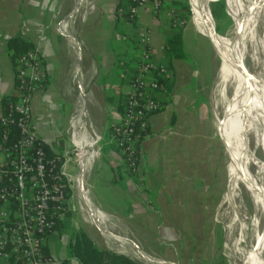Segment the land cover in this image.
Segmentation results:
<instances>
[{"label": "crops", "instance_id": "0c3cea01", "mask_svg": "<svg viewBox=\"0 0 264 264\" xmlns=\"http://www.w3.org/2000/svg\"><path fill=\"white\" fill-rule=\"evenodd\" d=\"M119 1L107 0L105 10L109 26L102 34L104 42L100 52L95 54L84 44L80 87L87 105L82 111L73 82L76 52L64 36L68 31L63 23L56 25L62 0H0V100L16 93L15 68L7 41L21 36L39 49L45 64L44 88L32 101L39 137L54 149L67 147L66 130L71 117L78 111L79 123L86 121L90 130H94L96 124V132L108 145V131L120 120V105L129 89L130 78V69L125 72L117 63V56L123 53H114L111 42L130 41L129 36L137 39L140 32L147 31L152 60L166 64L169 70L166 91L155 92L162 107L151 116L149 132L140 142L137 173L127 174L121 154L109 148L101 154L95 179H100L104 170L108 171L103 175V182L116 187L121 200H117L116 211L100 208L129 224L128 240L138 242L145 252L154 256H177L181 244L187 246L186 242L193 241L198 244L202 240L203 216L198 218L194 210L203 208L204 186L210 184L209 177L217 173L220 162L217 128L214 119L205 111L209 76L199 50L203 46L201 39L206 36L196 27L188 28L184 24L180 28L171 21L169 5L184 0H164L158 12L151 5L140 8L135 26L122 19L116 21ZM179 29L185 57L167 62L164 59L165 40ZM189 39L195 41L188 43ZM208 43L211 45L210 41ZM90 66L97 75L92 80L93 74L89 72L88 79L92 83L85 89L82 77ZM134 66L130 64L131 69ZM123 84H126L125 91L121 90ZM149 241L157 242L158 247H151ZM49 245L58 254L52 244ZM68 264L80 263L70 258Z\"/></svg>", "mask_w": 264, "mask_h": 264}, {"label": "built area", "instance_id": "2783aa9c", "mask_svg": "<svg viewBox=\"0 0 264 264\" xmlns=\"http://www.w3.org/2000/svg\"><path fill=\"white\" fill-rule=\"evenodd\" d=\"M131 3L130 15L136 17L146 5L158 12L164 0H131ZM169 15L173 23L183 25L173 10ZM139 39L148 44V32H140ZM118 65L122 66L123 61H118ZM155 73L168 77L169 70L166 64L152 60L148 45L142 63L129 81L125 112L112 129V140L120 147L132 173L138 170L135 145L139 134L146 132L151 116L160 109L151 91H166ZM44 74L45 64L37 47L22 53L15 67V97L0 113V264H61L66 257L51 249L49 237L67 214L78 211L83 214L77 194L78 172L74 178L66 172L67 163L72 161L79 170L76 125L70 121L66 133L69 145L61 149L49 146L37 132L32 101L44 88ZM101 141V135L90 129L81 136L86 150V144L94 142L90 163L101 154Z\"/></svg>", "mask_w": 264, "mask_h": 264}, {"label": "rangeland", "instance_id": "374dc122", "mask_svg": "<svg viewBox=\"0 0 264 264\" xmlns=\"http://www.w3.org/2000/svg\"><path fill=\"white\" fill-rule=\"evenodd\" d=\"M90 0H83L84 6H80L77 12L74 14L72 19L63 24V28L69 34L71 32L73 23H75L74 31L78 33V28L80 26V16L82 11L87 8V17L85 22L82 24L84 44H87L92 48L93 52L99 53L103 48V36L102 34L106 32V27L109 26V17L106 12L107 0H92V7L90 6ZM217 1V0H216ZM88 2V3H87ZM210 2H213L212 0ZM209 0H204V8L206 11L207 25L210 28L211 22L208 15ZM225 2V19L220 22L214 21L215 31L219 36L227 37L231 36L236 32L237 25L235 22V4L236 0H224ZM244 2V1H243ZM61 6L59 8V13L56 17V25L62 22L63 18L71 11L74 7L76 0H62ZM189 7V13L187 15L186 22L183 21V25L186 24L188 28L196 27L194 21L193 10H192V0H187L186 2ZM88 4V5H87ZM207 4V5H206ZM170 11V10H169ZM77 17V18H76ZM76 18V19H75ZM262 19V18H261ZM261 19L259 25H261ZM263 20V19H262ZM72 26L70 29V25ZM261 27V26H260ZM259 27V34L262 36V28ZM199 32L198 28L196 27ZM201 33V32H200ZM231 33V34H230ZM63 34V33H62ZM202 34V33H201ZM64 35V34H63ZM65 36V35H64ZM205 36V35H204ZM200 38V37H199ZM209 40H208V39ZM201 39V38H200ZM194 39H189L188 43L194 42ZM203 46L200 47L199 56L206 68V73L209 76V83L207 87L208 92V104L206 105V113L214 119L216 114L221 115L224 100L220 99L219 104H214L215 101V88L222 81L226 74L228 64L230 62L227 56V51L224 47L219 45L210 36H206L201 39ZM211 42V45L208 42ZM80 43L77 44L75 52L80 49ZM111 47L114 53H124L130 52L131 41H112ZM253 47L249 44L248 50L245 56V63L250 71L254 74L260 72L261 68L258 61L254 59V52H252ZM197 53V51H196ZM195 55V54H194ZM198 55V54H197ZM256 57V56H255ZM87 72L83 75V87L89 89L92 83L90 79L96 76V70L92 66L87 68ZM91 69V70H90ZM92 74L89 78V72ZM82 76V72H81ZM121 90H126V84L121 85ZM82 111L84 106L80 101ZM93 118L96 120V114H93ZM94 121V120H93ZM215 127L219 128L217 123L214 121ZM94 130H90L92 133H97L98 126L94 124ZM97 127V128H95ZM97 129V130H96ZM220 130V128H219ZM215 131V130H213ZM216 133V131L214 132ZM99 134V133H98ZM221 138L227 140L228 136L220 130ZM219 137V135L217 134ZM103 138V137H102ZM219 137L220 142V162L217 169V173L214 176L209 177V183L205 184L203 192V208L194 210V214L201 217L203 216V226L202 229V240L195 243L194 241L186 242L181 244V251H179L177 256H154L145 252L142 246L136 242L139 247L148 255L163 258L167 260H177L180 264H240L242 260L243 249L246 244V236H248L250 230V222L253 216L252 201L244 188L241 186L240 189H236L234 193L229 190V184L231 182L232 176L236 170L235 164L232 161V142L228 138V143L230 145V151L226 149L224 143ZM250 147L253 150L256 158L260 160L262 154L259 148H256L253 143V138L250 136ZM101 145V142H100ZM257 152V153H256ZM102 154V153H101ZM101 154L96 156L95 160L91 163L89 173H85V179L88 180V190L93 200L94 204L100 208L104 207L108 210L116 211L115 207L119 206L117 200H121V196L117 194L116 187H111L110 183L104 184L103 175H107L108 171L104 170L102 172V177L100 179H95V173L97 172L98 165L101 161ZM251 170H256V165L251 163ZM66 172L69 173L73 178L78 172V166L75 161L69 162L66 165ZM100 180V182L98 181ZM97 181V182H96ZM154 204V203H153ZM155 206V205H154ZM100 210L104 212L101 208ZM109 220L107 222L108 229L115 235L128 240L126 236H130V229L128 223L117 220L114 216L109 215L104 212ZM235 214V215H234ZM236 216V217H235ZM250 220V221H249ZM111 221V222H110ZM115 223V224H114ZM83 229L88 236L92 239L93 243L101 249H109L118 253L119 249L113 248L104 232H101L95 225L91 224L87 219V215L83 212H74L65 223V226L60 231H55L53 235L49 237V244H52L53 248L57 251L59 256H65L66 246L69 241L70 233L73 229ZM239 229V230H238ZM239 232V233H238ZM122 236V237H121ZM124 236V237H123ZM130 241V240H128ZM135 242V241H134ZM116 243V242H115ZM129 244H134L126 242ZM177 244V242H175ZM151 247L157 248V242L149 241ZM118 244L116 243V246ZM136 245V244H135ZM184 246V247H183ZM119 247V246H118ZM128 251V250H127ZM120 254V253H119ZM75 259V258H74ZM143 264V263H141Z\"/></svg>", "mask_w": 264, "mask_h": 264}, {"label": "bare ground", "instance_id": "6f19581e", "mask_svg": "<svg viewBox=\"0 0 264 264\" xmlns=\"http://www.w3.org/2000/svg\"><path fill=\"white\" fill-rule=\"evenodd\" d=\"M91 1H89L90 6L88 7H92ZM76 2L78 3H75L71 11L63 18V24L72 19L80 6H84L83 0H76ZM191 6L199 32L205 36H210L224 47L230 60L225 76L215 88L214 101V104H219L220 99L224 100L222 110L229 105V112L223 118L222 114H216L214 121L232 142V161L236 170L229 184V190L234 193L237 188L240 189L241 186H244L248 197L252 201L251 204L254 211L250 222L251 231L245 238L246 244L240 264H264V0H236L235 22L237 29L231 38L230 35L227 37L216 35L217 32L215 31L214 21L209 9L208 15L211 26L210 28L208 27L204 0H192ZM260 19L261 25H259ZM71 26L72 22L70 29ZM259 27L262 28V36L259 34ZM74 28L75 23H73L70 34L68 33L69 30H67L68 32H65V36L68 43L75 50L81 40L78 33H75ZM239 31L243 32L242 45L237 38ZM249 44L253 47L254 59L258 61L261 68L257 74L252 73L245 63ZM240 49L242 56L238 58ZM239 63L244 66V72L237 67ZM232 96L235 97L232 99ZM80 101L85 107L83 98L79 100V103ZM79 108H81L80 105ZM250 136L253 138L254 146L261 151L262 158L260 160L256 158L253 150H251ZM227 140L223 138L222 142L226 149L230 151V145ZM91 160L92 157L90 161L85 162V170L87 172L90 170L91 163L89 162ZM251 163L256 165L255 171L251 170ZM83 185L86 193L81 192V183L77 182V194L82 211L87 215L90 223L97 221L108 226L109 217L91 199L87 179L83 180ZM105 237L113 248L119 249L113 238L108 237L106 234ZM123 242H125L126 250L131 256H139L137 245H131L126 243V241Z\"/></svg>", "mask_w": 264, "mask_h": 264}, {"label": "trees", "instance_id": "16d2710c", "mask_svg": "<svg viewBox=\"0 0 264 264\" xmlns=\"http://www.w3.org/2000/svg\"><path fill=\"white\" fill-rule=\"evenodd\" d=\"M187 0L184 1H175L172 4L169 5L170 10L174 11L175 17H177L179 20H184L186 22L187 15L189 13V7L186 3ZM131 0H120L115 11L116 21L124 20L125 22L131 23L133 26H135L136 17H132L129 12V7L131 6ZM209 9L211 12L212 19L216 22H220L222 19H225V2L224 0H217L210 2ZM172 21V20H171ZM175 24V23H174ZM178 25V24H176ZM179 27L182 25H178ZM181 28V27H180ZM129 39L131 41V49L130 52H124L123 54H119L117 56V63L118 61L122 60L123 65L121 66L125 72L127 69L130 73V79L133 77V75L136 73V67L138 64H141L143 61V57L148 51V44L142 42L139 38L134 39L131 36H129ZM34 47L26 41L21 36H16L13 38H10L7 41V50L12 51L10 54V59L13 63L14 68L16 67V61L17 58L24 52H27L29 50H32ZM185 52L183 50V43H182V36H181V30L179 29L178 32L174 33L172 36L168 37L165 40L164 44V59L168 62L172 59L176 58H184ZM133 63L135 66L133 69H131L130 64ZM129 67V68H128ZM154 77L157 78L158 82L160 84H164L166 89L168 87V78L154 74ZM155 92H161V90H152V96L154 99L157 100L155 97ZM15 95L11 96H5L0 100L2 111L4 112L11 100H13ZM125 101H126V95L123 100V102L120 105V109L122 111V114L125 112ZM158 101V100H157ZM159 102V101H158ZM160 109H161V103ZM159 109V110H160ZM158 110V111H159ZM112 129L113 126L109 128L108 135L110 138L109 144L106 145L104 143V140L101 141V153H105L109 148H113L114 151L121 154L123 158V168L125 172L129 175H135L136 173L130 172L126 167V162L124 159V154L122 153L121 149L115 141L112 140ZM149 132V124L147 126L146 132H142L139 134L138 140L136 142V151L137 155L140 159V142L142 139L148 134ZM47 153H50V149L48 145L44 146ZM138 166H139V160H138ZM70 213L67 214V217L64 220H60L55 230L60 231L67 222L68 218L70 217ZM67 255L65 259H63V262L61 264H68V261L70 258H75L80 264H139L128 257H126L123 254L116 253L109 249H101L97 247L92 239L88 236V234L83 229H73L70 233L69 241L66 246ZM14 264V263H12Z\"/></svg>", "mask_w": 264, "mask_h": 264}, {"label": "water", "instance_id": "95a60500", "mask_svg": "<svg viewBox=\"0 0 264 264\" xmlns=\"http://www.w3.org/2000/svg\"><path fill=\"white\" fill-rule=\"evenodd\" d=\"M212 1H216V0H212ZM86 10L82 11L81 16H80V26L78 28V36L81 40V44H80V49L79 52H76V67H75V72H74V78H73V82L76 86V90H77V98L80 100L81 98H83L85 105H87V100L85 98V93L82 90V88L80 87V79H81V68H82V59H83V53H84V42H83V37H82V24L85 22L86 17H87V8H85ZM210 11V9H209ZM211 15V12H210ZM212 17V16H211ZM216 35H218L216 33ZM237 38L240 42V44L242 45V39H243V32L239 31L237 34ZM242 56V52L241 49L239 50V55L238 58H240ZM237 67L244 72V66L239 63L237 64ZM235 96H232V99ZM77 99H76V106L78 108L77 105ZM229 112V105L226 106V108L223 110L222 112V118L225 117V115ZM70 121H73L74 124L77 127V136L75 139V142L77 144V147L79 148V170H78V180L81 183V192L86 193L84 185H83V180H84V173H85V162H88L89 160V155L92 153L93 151V145L94 142L90 143V144H86L88 146V149H84V145L81 143V136L83 135V133L86 131V129H88L87 125H89V123H87L86 121H83L82 123H79V112H75L73 114V116L71 117ZM69 126H70V122H69ZM69 126L66 130V133H69ZM217 132L219 137L221 138L220 135V130L219 128H217ZM222 140V138H221ZM90 163V162H89ZM89 173V171H88ZM87 179V178H86ZM87 184H88V180H87ZM96 221V220H95ZM93 225H95L101 232H104L108 237L113 238V240L118 244L119 246V250L118 253L125 255L126 257H128L129 259H131L132 261L136 262V263H143V264H180L177 260H167V259H163V258H157V257H153L150 256L148 254H146L136 242L133 241H128L125 240L123 238H120L119 236L113 234L106 225L102 224L101 222H95V223H91ZM130 242V243H134L138 246L139 248V256L135 257V256H131L127 250H126V246H125V242Z\"/></svg>", "mask_w": 264, "mask_h": 264}]
</instances>
